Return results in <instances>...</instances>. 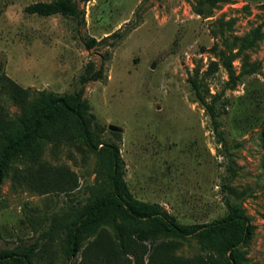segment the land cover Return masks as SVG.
<instances>
[{"label":"rangeland","instance_id":"374dc122","mask_svg":"<svg viewBox=\"0 0 264 264\" xmlns=\"http://www.w3.org/2000/svg\"><path fill=\"white\" fill-rule=\"evenodd\" d=\"M38 1L52 0H0L6 75L30 91L62 94L79 88L80 74L102 68L106 78L86 83L84 97L98 118L93 131L120 147L131 194L184 224L221 218L230 198L254 225L242 250L250 264H264V0H76L85 12L79 19L28 13ZM232 56L239 79L229 88L224 61ZM192 79L209 99L220 93L226 142L196 101ZM2 103L19 112L8 96ZM104 155L83 141L46 144L42 160L77 175L78 186L66 193H39L7 177L0 185V249L44 243L42 229L53 218L85 204L93 187H108ZM200 252L194 237L177 250L185 257ZM74 260L57 237L34 264Z\"/></svg>","mask_w":264,"mask_h":264},{"label":"trees","instance_id":"16d2710c","mask_svg":"<svg viewBox=\"0 0 264 264\" xmlns=\"http://www.w3.org/2000/svg\"><path fill=\"white\" fill-rule=\"evenodd\" d=\"M26 11L74 19L85 13L76 0L38 1L28 5ZM114 35L123 37L120 32ZM256 38H246L240 49L252 46ZM94 43L92 38L89 46ZM234 56L224 61L229 88H234L239 79L232 65ZM105 78L102 68H91L80 74L79 88L73 92H33L6 75L0 60V185L11 176L15 185L39 193L75 189L78 178L74 171L42 160L46 144L83 141L102 155L97 147L104 144V156L108 157V187L105 183L93 187L85 204L72 206L68 217L53 218L42 229L44 243L39 239L23 247L0 249V264H34L36 257L48 253L57 237L67 259H75L73 264H250L242 247L251 240L254 225L239 203L227 198L226 215L211 222L184 224L160 204L138 200L131 194L124 180L126 165L120 147L102 141L93 131L91 124L98 118L84 97L86 83ZM191 83L196 101L210 117L213 131L220 142H226L218 109L220 93L209 99L208 90H203L197 79ZM5 95L18 107V113L4 106ZM230 170L233 179L236 173L233 168ZM224 186L236 193L228 183ZM193 237L200 243L201 252L194 257L178 254L183 242Z\"/></svg>","mask_w":264,"mask_h":264},{"label":"water","instance_id":"95a60500","mask_svg":"<svg viewBox=\"0 0 264 264\" xmlns=\"http://www.w3.org/2000/svg\"><path fill=\"white\" fill-rule=\"evenodd\" d=\"M109 128L114 131L118 130V127L115 125H109Z\"/></svg>","mask_w":264,"mask_h":264}]
</instances>
